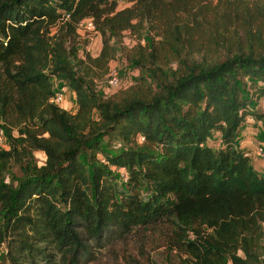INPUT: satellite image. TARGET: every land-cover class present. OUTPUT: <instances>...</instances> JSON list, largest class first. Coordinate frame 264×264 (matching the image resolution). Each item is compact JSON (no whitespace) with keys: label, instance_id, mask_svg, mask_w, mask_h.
Wrapping results in <instances>:
<instances>
[{"label":"trees","instance_id":"obj_1","mask_svg":"<svg viewBox=\"0 0 264 264\" xmlns=\"http://www.w3.org/2000/svg\"><path fill=\"white\" fill-rule=\"evenodd\" d=\"M128 1L0 0L7 264H73L86 239L139 226L158 230L176 264H264V171L239 145L248 116L264 135L254 109L264 99V0ZM87 17L101 47L83 60L76 25ZM144 24L159 40L129 60L137 83L99 96L92 65L114 56L112 37ZM53 82L72 91L73 112L49 101ZM11 161L15 186L3 181Z\"/></svg>","mask_w":264,"mask_h":264},{"label":"rangeland","instance_id":"obj_2","mask_svg":"<svg viewBox=\"0 0 264 264\" xmlns=\"http://www.w3.org/2000/svg\"><path fill=\"white\" fill-rule=\"evenodd\" d=\"M215 1L209 0L211 4H214ZM115 3L116 9L128 7L131 4L128 0H115ZM76 34V40L78 41L77 56L83 60L84 53H87L91 58L97 56L101 47L100 33L97 30L92 32V30L84 31L80 28L76 31ZM150 39H152L153 44L159 40L158 36L155 35V30L150 29L149 25L144 24L139 31L124 30L109 40V43L115 47L114 56L100 67L92 65L88 75V80H91L93 88L99 96L106 97L108 94V90L105 87V77L108 67H115L119 77L120 89L130 87L137 83L140 70L129 60L139 53L138 46H143ZM158 63L163 67L173 66L172 62H167L165 59H159ZM150 84L153 87V84ZM53 86L54 88H60L62 85L53 82ZM63 97V101L58 106L69 112H73L75 109L74 95L67 85H65ZM254 109L258 112H264V99L258 100ZM246 123V126L250 129H255L252 135V140L255 144L264 145V135L261 133L262 126L259 122H255L253 117L248 116ZM31 157L35 165L39 166L43 163L44 154L41 151H32ZM117 172L120 174V177L124 176L123 170ZM19 174L16 162L11 161L7 170L4 172L3 181H11V185L15 186L16 181L12 180L11 176H19ZM262 228L264 231V224ZM83 236L85 237V235ZM85 242L86 250L80 253L77 261L73 264H176L174 253L168 250L158 230L151 226L135 227L128 232L111 227L99 239L95 241L93 239H86ZM4 250V243H0V264L8 263L6 257L3 255ZM18 264L67 263L66 260L62 262L60 255H53L49 260H45L42 257L32 260L20 259Z\"/></svg>","mask_w":264,"mask_h":264},{"label":"built area","instance_id":"obj_3","mask_svg":"<svg viewBox=\"0 0 264 264\" xmlns=\"http://www.w3.org/2000/svg\"><path fill=\"white\" fill-rule=\"evenodd\" d=\"M83 29L84 31H91L95 32L94 24L92 22V19L87 17L80 20L76 25V31L78 29ZM105 87L108 90V94L110 95L115 90L119 88V77L118 73L114 66L108 67L107 74L105 77ZM65 92V85H62L60 88H56L53 95L50 97L49 101L51 103H54L58 105L61 101H63L64 97L63 94ZM142 137H140V140ZM4 132L3 129L0 127V147H4ZM244 155L248 157H257L259 160H261L264 163V145L263 144H255L253 149H245L243 148Z\"/></svg>","mask_w":264,"mask_h":264},{"label":"crops","instance_id":"obj_4","mask_svg":"<svg viewBox=\"0 0 264 264\" xmlns=\"http://www.w3.org/2000/svg\"><path fill=\"white\" fill-rule=\"evenodd\" d=\"M249 123V122H248ZM246 124H244L242 131L240 132V140H239V145L242 148L245 149H250L252 150L255 142L252 140V135H253V131L255 130L254 128H249L248 126H246ZM254 142V143H253ZM250 160L253 163L254 168L259 171L262 172L264 171V163L259 160L257 157H251Z\"/></svg>","mask_w":264,"mask_h":264}]
</instances>
